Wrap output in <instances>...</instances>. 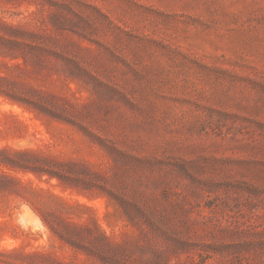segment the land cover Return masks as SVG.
I'll return each mask as SVG.
<instances>
[{"label":"rangeland","instance_id":"1","mask_svg":"<svg viewBox=\"0 0 264 264\" xmlns=\"http://www.w3.org/2000/svg\"><path fill=\"white\" fill-rule=\"evenodd\" d=\"M0 264H264V0H0Z\"/></svg>","mask_w":264,"mask_h":264}]
</instances>
